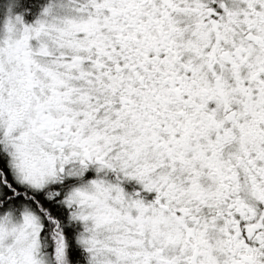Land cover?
<instances>
[{"label":"snow or ice","instance_id":"obj_1","mask_svg":"<svg viewBox=\"0 0 264 264\" xmlns=\"http://www.w3.org/2000/svg\"><path fill=\"white\" fill-rule=\"evenodd\" d=\"M0 264H264V0H0Z\"/></svg>","mask_w":264,"mask_h":264}]
</instances>
